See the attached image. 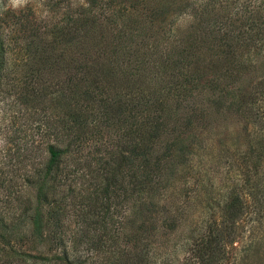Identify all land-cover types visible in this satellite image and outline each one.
<instances>
[{
    "label": "rangeland",
    "instance_id": "374dc122",
    "mask_svg": "<svg viewBox=\"0 0 264 264\" xmlns=\"http://www.w3.org/2000/svg\"><path fill=\"white\" fill-rule=\"evenodd\" d=\"M50 1L0 0V264H61L55 256L62 255L63 247L74 251L75 234L81 241L77 249L82 264H264V145L259 144L264 142V93L260 92L264 91V48L250 50L242 40L235 41L236 51L247 50L252 55L247 71L235 80L228 78L231 67L224 63L208 58L194 64V79L185 85L191 93L187 99L207 102L220 96L226 103L218 110L212 101L202 105L206 107L203 120L200 126L194 125L193 132L205 142L187 165L174 174L168 168L162 187L155 189L154 209L145 202L149 211L136 207L131 213L130 200L126 201L129 184L124 178L108 187L105 196L90 199L95 196L94 188L104 189L107 163L112 170L113 155L124 152L128 123L122 121L123 116L109 130L104 129L97 111L96 122L89 124L93 130L90 140L75 154L82 164L74 177L62 179L64 186L58 184L60 201L42 202L38 184L27 177L41 165L46 142L60 140L56 136L67 125L65 121L73 124L67 113L74 106L66 104L67 99L60 101L57 94L51 96L59 101L44 112L54 120L64 118L55 123L54 137L45 131L43 110L34 112L18 98L22 63L33 48L27 43L34 39L29 30L28 38L22 34L24 24L31 28L36 23L41 32H47L48 42L56 40L57 30L67 24L85 47L102 38L113 48L121 34L127 41L132 27L152 23L154 32L148 34L156 35V40L167 39L202 55L221 48L211 50L210 43L227 28L252 31V24L264 22V0H67V7L53 6L56 0L49 6ZM105 15L110 24L102 21ZM81 17L87 19L82 28L75 21ZM200 36L204 41L196 40ZM140 71L147 85L159 87L150 69ZM42 76L44 86L48 81L45 71ZM85 86L82 83L81 89ZM241 98H253L255 103L240 108ZM175 102L171 95L169 106ZM229 102L230 110L226 108ZM254 112H262L263 117L254 119ZM166 113L175 115L173 108ZM234 195L240 209L235 203L238 212L222 223L221 208ZM47 255L54 259L43 263Z\"/></svg>",
    "mask_w": 264,
    "mask_h": 264
},
{
    "label": "trees",
    "instance_id": "16d2710c",
    "mask_svg": "<svg viewBox=\"0 0 264 264\" xmlns=\"http://www.w3.org/2000/svg\"><path fill=\"white\" fill-rule=\"evenodd\" d=\"M52 2L53 0L48 5L50 6ZM61 4L67 7L69 1L56 0L53 6ZM83 19L84 17L75 20L76 23H81V28L87 21L84 19V22ZM91 20L96 21V16H92ZM102 21L105 24L111 22L107 15ZM153 25L149 23L139 28L132 27L128 32L131 38L126 41L124 34H121V40L116 42L113 48L104 44L102 38L100 43L85 47L81 41L82 38L81 40L78 38L79 34H73L72 28L66 27L67 24L60 27L61 30H57L59 34L52 42L47 41V32H41L36 23L32 24L31 28L26 24L24 28H21L25 37L28 38L27 31L29 30L30 36L34 39L31 38L27 43H31L33 48L27 51L28 59L26 58L22 63L24 69L20 78L23 80V85L19 88L21 91L18 96L20 104L34 112L39 110L44 112L59 99L60 101L67 99L66 104L74 106L69 108L67 113L70 120H73V124L65 121L67 125L59 131L60 136L57 135L55 123L63 122L64 118L54 120L44 112V120H41L45 122L46 132L60 138L54 143L46 142L40 153L41 165L38 164L32 175L27 177L28 181L38 184V197L42 202L58 203L60 201L58 200L60 199L58 184H65L61 182L63 178L74 177L79 165L82 164L75 154L90 140L89 136L93 130L89 124L96 122L95 112L97 111L104 129L112 127L123 116L125 118L122 121L128 123L124 127L125 130L127 129L124 139L125 150L114 153V167L110 170L109 163H107L108 168L104 171V189L94 188L95 196L90 199L94 201L101 194L104 195L108 187L118 182L119 178H124L125 183L129 184L126 201L130 200L131 213H135L136 207H142L141 211L143 209L149 211L145 202L154 209L157 203L155 189L162 187L168 168L170 167L171 174H174L177 168L187 165L190 158L197 154V150L202 148L205 142L193 132L197 129L195 126L198 124L200 126L203 120L202 112L206 110V107L202 105L210 104L212 101L218 110L223 107L224 102L226 103L220 96L217 100L208 98L207 102L196 98L187 99L191 93L185 85L194 79L195 71H192L194 64L198 59L201 61L208 60V58L215 63H224L231 67L228 71V78L235 80L241 77V72L247 71L246 65H249L252 58L247 50L236 51L235 41L242 40L241 44L250 50L264 48V38H262L264 22L252 24L250 29L253 32L245 28H227L217 38L219 42L213 39L210 43L211 50L214 46L221 48L210 53L204 51L202 55L191 53L188 49L185 50V47H180L179 44L171 43L167 39L156 40V35L148 34L150 30L154 32ZM123 30H126L125 33L128 31V29ZM204 39L200 36L196 40L204 41ZM94 46L97 49H94ZM98 46H100L99 49ZM2 47L0 42V48ZM172 48L176 50L172 51ZM262 57L264 59V55ZM38 61L42 63V66L37 63ZM2 65L3 61H0V68ZM147 69H150L149 74L151 73L152 78L159 79V87L149 86L141 79L144 73L140 70L146 71ZM43 71L47 76L44 80H48L44 86L41 83ZM60 75L62 79L59 78ZM32 78L34 80H31ZM63 81H65V89ZM82 83L86 86L81 89ZM74 85L79 87L73 89ZM260 92L264 93L263 89ZM56 94L59 99L54 100L53 98L52 100L51 96H56ZM171 95L176 101L175 106L172 107L168 103ZM185 101L187 102L183 104ZM248 102L250 105L255 103L253 98L250 101L241 98L243 107H239H246ZM53 106L57 107L54 104ZM231 106L232 102H229L226 108L230 110ZM172 108L175 115L167 116V110H172ZM260 113L262 112H254L251 115L257 120L263 117ZM259 144L264 145V142L260 141ZM85 156H83V162ZM122 189L125 191L123 187ZM205 191L207 192L206 188ZM237 200V196L234 195L223 204L221 208L223 222L220 220V223H224L225 217H233L235 212H238L241 204ZM139 202L140 205L137 206ZM235 203L239 204V209L235 207ZM137 229L138 226L134 230ZM131 231L133 229L129 227L128 233ZM74 238L76 242L74 251L63 247L62 255L55 256L61 264H82L83 261L79 259L77 249V244L81 241L77 234ZM60 241L63 242L62 237ZM51 258L54 259V255H47L42 261L47 263Z\"/></svg>",
    "mask_w": 264,
    "mask_h": 264
}]
</instances>
